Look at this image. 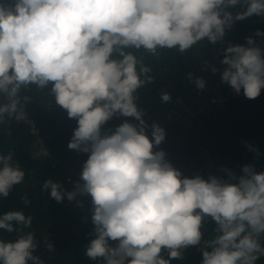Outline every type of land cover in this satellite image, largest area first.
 <instances>
[{
    "label": "clouds",
    "instance_id": "1",
    "mask_svg": "<svg viewBox=\"0 0 264 264\" xmlns=\"http://www.w3.org/2000/svg\"><path fill=\"white\" fill-rule=\"evenodd\" d=\"M246 5L245 10L224 11ZM264 16V0H15L0 4V124L5 116L32 120L17 99L22 86L43 87L51 82L56 103L77 122L68 143L70 150L87 153L74 191L49 178L42 191L62 203L76 195L91 197L94 235L84 255L105 264H171L184 259L185 250L199 247L200 264H256L264 257V172L245 165L237 177L185 176L154 151L165 139L159 123L151 125L137 104L139 90L154 82L152 67L127 48L143 49L159 57L161 49L183 54L205 38L215 44L233 20ZM256 36L264 37L259 29ZM254 45L253 37H246ZM118 53L119 59L113 58ZM220 77L237 94L256 99L264 90V49L229 45ZM212 73L218 69L213 67ZM188 79L198 91L202 77ZM163 103L172 102L168 92ZM125 120L111 134L102 126L115 115ZM257 154L258 153V150ZM13 153L0 154V199L24 182L25 171ZM49 153L41 149L36 159ZM25 206L31 201L22 197ZM215 235L205 239L206 222ZM33 217L23 210L0 215V230L17 233L15 240L0 239V264H44L34 252L39 241ZM49 251L52 243L44 238ZM111 242H116L113 247ZM167 250V258L162 252Z\"/></svg>",
    "mask_w": 264,
    "mask_h": 264
},
{
    "label": "trees",
    "instance_id": "2",
    "mask_svg": "<svg viewBox=\"0 0 264 264\" xmlns=\"http://www.w3.org/2000/svg\"><path fill=\"white\" fill-rule=\"evenodd\" d=\"M0 4L13 6L15 0H0ZM245 7L240 4L224 11L235 17ZM258 29L264 32V16L253 15L226 25L224 37L215 44L205 38L183 54L176 49H161L157 58L143 49H125L152 67L149 75L154 77V82L139 90L137 104L145 110L143 119L150 138L154 122L165 129V139L154 151L163 150L165 160L185 176L217 175L227 179L228 173L224 171L227 169L239 177L245 165L264 172V90L256 99H248L243 90L237 94L220 79L226 67L222 60L229 45L264 49V37L255 35ZM250 36L255 41L251 46L246 41ZM113 58L120 57L114 53ZM213 67L218 69L215 74L211 71ZM188 73L202 77L206 88L198 91L189 81ZM51 87L50 82L43 87L30 84L20 88L18 110L33 125L7 116L6 122L0 124V154L11 151L13 163L18 162L25 171L24 182L16 185L7 198L0 199V215L23 210L26 216L33 217L32 228L25 231L34 232L39 241L34 255L44 264H105L103 259L92 261L84 255L86 246L95 238L91 197L78 193L73 201L65 197L62 203H57L48 192L42 191L43 182L49 178L60 182L66 191H74L77 183H83L80 174L88 158L87 153L68 148L78 125L56 103ZM162 92L170 93L172 102L163 103ZM9 102L6 96L0 95V104ZM125 120L138 126L134 118L117 114L102 126V134H111ZM41 149L49 155L33 159L32 154ZM25 195L31 201L27 206L22 202ZM214 227L209 218L205 239L213 238ZM16 238L17 233L0 230V239ZM44 238L53 244V251L48 250ZM261 242L264 243V237ZM111 243L116 246V242ZM201 246L185 250L184 259H174L171 264H200ZM162 255L167 258V250ZM256 264H264V257Z\"/></svg>",
    "mask_w": 264,
    "mask_h": 264
}]
</instances>
